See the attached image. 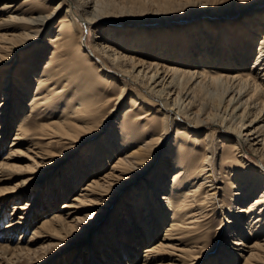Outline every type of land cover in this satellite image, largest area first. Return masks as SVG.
Here are the masks:
<instances>
[{"label": "bare ground", "instance_id": "bare-ground-1", "mask_svg": "<svg viewBox=\"0 0 264 264\" xmlns=\"http://www.w3.org/2000/svg\"><path fill=\"white\" fill-rule=\"evenodd\" d=\"M254 4L264 8V0H0V65L14 62L0 74V154L12 129L10 109L44 120L33 132L32 120L19 124L9 152L0 155V182L7 171L20 175L15 185L0 186V203L29 197L44 179L49 186L51 169L73 151L80 152L73 182L80 171L91 174L64 209L35 228L29 244L1 247L38 255L44 246L31 244L46 237L64 249L63 240L96 229L117 197L132 215L143 206L147 229L166 223L133 264H264V17L250 18ZM204 19L210 36L202 44L209 46H183L196 33L189 28L199 29ZM168 21L166 34L145 41L121 43L98 34V26L85 40L95 23L111 30L123 22L145 28ZM47 36L44 49L51 50L42 62L16 60ZM158 42L170 46L163 50ZM34 202H15L8 232L32 223ZM216 214L225 244L214 256L208 235ZM126 221L132 231L134 217ZM124 246L139 249L129 240Z\"/></svg>", "mask_w": 264, "mask_h": 264}, {"label": "rangeland", "instance_id": "rangeland-1", "mask_svg": "<svg viewBox=\"0 0 264 264\" xmlns=\"http://www.w3.org/2000/svg\"><path fill=\"white\" fill-rule=\"evenodd\" d=\"M56 1V0H55ZM58 2V0H57ZM229 6V5H227ZM254 6L251 11L253 13L250 14V18L255 17L256 15L259 16L261 19L264 17V8L259 6V4H254ZM251 7V6H250ZM263 8V10H261ZM259 9V10H258ZM258 12V13H256ZM63 11L59 12L56 14L54 17L53 21L51 22L50 25V33L53 34L52 32L56 27L58 26V23L60 21L61 16L63 15ZM262 15V16H261ZM206 18L209 19H214L216 16H212L206 14ZM208 24V22L204 19L202 22V25L199 26V29L197 26H192L189 28L193 35V38L188 40L187 42L183 43H178L177 45L180 46L183 44V46H187L189 43V47H197L199 50H204L209 46L210 42L208 45L202 44L204 41H207L208 36H210L209 29H205L204 25ZM172 22H164L161 24H155L156 27L153 24H149V26L143 28L141 26H138V22H123L122 24H119L115 28H111L108 26L101 27L100 23L98 24H91V26L87 29H85V40H89L93 37L94 31L96 30V27L98 26V34H103L104 36H112L116 37L118 41L121 43L125 41L124 43H129V41L135 40L137 36L142 37L144 41L149 39L150 35H164L166 34L169 30V27L172 25ZM125 25V26H124ZM100 26V27H99ZM158 26V27H157ZM161 26V27H160ZM165 26V27H164ZM108 27V28H107ZM126 27V28H125ZM129 27V29H128ZM163 27V28H162ZM154 28V29H153ZM217 28V27H216ZM188 29V31H189ZM201 29H203L201 31ZM215 29V28H214ZM116 30V31H115ZM137 30V31H136ZM184 30V29H183ZM179 30L177 31L178 33L182 32H188V31H183ZM110 31V32H109ZM115 31V32H114ZM148 31V32H147ZM151 31L153 33H151ZM115 33V34H113ZM130 33V34H129ZM144 33V34H143ZM119 34V35H118ZM147 34V35H146ZM121 35V36H120ZM124 35L126 36L127 39H125ZM143 35V36H142ZM205 37H204V36ZM99 36V35H98ZM133 36V37H132ZM201 36V37H200ZM207 36V37H206ZM120 37V38H119ZM145 37V38H144ZM199 37V38H198ZM214 36L211 35V38ZM173 37L171 36L169 43L173 41ZM206 39V40H205ZM46 40V41H45ZM42 45L38 44H31V45H26L24 48L23 53L17 57L16 60L22 61L24 59H41L44 60L46 57L49 56V51L51 50L50 47L48 49H44L45 43L49 42V36H47L45 39H40ZM128 41V42H127ZM197 41V43H196ZM204 42V43H205ZM132 43V42H130ZM169 43H159L160 47H163V50L165 48H169ZM200 44V45H199ZM44 45V46H43ZM143 47V43L141 44ZM206 45V46H205ZM49 46V45H48ZM187 46V47H188ZM199 47V48H198ZM47 48V47H46ZM140 48V47H139ZM204 48V49H203ZM21 57V58H20ZM16 62V64L18 63ZM11 63L14 64V62H8V66H11ZM22 63H24L22 61ZM20 62V64H22ZM43 64V63H42ZM41 64V66H42ZM8 66L4 67L0 65V74L3 71H6ZM2 100V95L0 92V103ZM130 100V94L125 96L124 99V105L121 107L120 112L125 111L124 108L127 105V102ZM12 105L14 106V102L12 101ZM27 109V108H26ZM9 111V110H8ZM30 112L26 110H20L17 111L15 108L12 110L10 109L8 116H7V122L11 123L12 129L6 128V131L4 133L5 135V145L1 150V156H5L9 152V147L10 144L13 141V137L16 133L17 126L19 124H24V123H29L33 122V125H30V128L32 132L34 130H37L39 128V125L44 122V120L38 118V116H33L30 117L29 115ZM20 119V120H19ZM9 120V121H8ZM12 121V122H11ZM30 121V122H29ZM31 122V123H32ZM94 140H89L88 142H85V146H89L90 144L93 143ZM25 148V145L21 146ZM248 151L246 152V157L252 161L255 162L257 160V156L253 153V151L250 149V147H247ZM80 152L73 151L70 155L64 156L61 158L60 162L57 163V165L54 166L53 169H51V174H49V182L50 185L48 186L47 181L42 180L41 185L39 188H33L32 193L29 197L24 196L20 198H15L11 199L8 202H1L0 203V264H113L115 262L116 264H133L135 262H139L141 258H143V254L145 251V245H148L152 242H155L159 238L162 237V235L165 233V226L166 223L162 222V226H157L153 225L151 228H146L147 221L145 220L147 216V212L145 213L143 206L139 208H136L139 210L138 214L132 215V210L130 208H124L123 207V201L121 202V199L117 200V197L114 199L113 204L107 208V212L101 219L100 225L96 229H90L88 231L87 235H79V236H71L68 240L65 239L63 242L67 243L66 247L64 249H59L57 248L58 245L56 246L53 244L50 238L46 237H41L40 239L36 240V242H32V246H39L43 245V252L41 251L38 255H32V254H27L24 255L23 253H18L17 251L14 253V250L12 248H6L1 247L4 244H9L12 247L18 245V244H29L27 240L30 238L31 234L35 230V228H38L42 221L46 218H50L53 214V212L56 211H61L63 208V203L65 201H68L74 196L78 190L81 189L82 183L86 182L89 180L91 177V174L89 176H85L84 172L80 171V177H79V182L75 184L73 182V179L71 178L73 175V163L75 159H77V155ZM218 156H221L223 154L222 148H218L217 150ZM82 155V154H80ZM251 157V158H250ZM163 158L160 155L157 156V160H161ZM252 159V160H251ZM254 160V161H253ZM19 163H27L29 160L25 158H18L17 160ZM87 163V160L85 161ZM89 163V162H88ZM109 163V162H108ZM218 164L216 167L220 170L221 164L220 162H217ZM85 167L88 164H84ZM14 169V171H7L8 176L5 178L4 181L0 182V186H13L15 183L19 180L20 175L17 173V170ZM11 173V174H9ZM84 174V175H83ZM220 185H224L225 188H227V185L220 183ZM225 190V189H224ZM35 197V202L34 207L32 208V212H29V217L32 220V223L29 226H23L22 228H18L14 232H8L7 229H5V225L11 221V219L15 216L17 210L15 208L16 203H22L25 202L26 199L32 200ZM16 202V203H15ZM36 204V205H35ZM103 206V205H100ZM15 209V210H14ZM101 209V208H100ZM119 209V210H118ZM118 211V212H116ZM14 212V213H13ZM83 212V211H82ZM134 217V224L133 227H131L132 231H129L128 226V221H126L129 217ZM155 218V217H153ZM213 219V226H211V231L210 234L208 235L209 237V244L210 246H213V253L214 256L219 255L220 250L224 247V242H221V238L218 236V228L221 226L222 223V218L220 215L216 214L212 217ZM151 224V222H150ZM156 224V223H155ZM135 231V233L133 232ZM149 231V234H148ZM23 232V233H22ZM131 233V234H130ZM81 234V233H80ZM139 237V239L137 238ZM127 238V239H126ZM21 239V240H20ZM129 240L130 243H132V246L135 244L136 248L139 249H133V248H125L126 241ZM219 241V242H218ZM137 243V244H136ZM3 244V245H2ZM47 245V246H46ZM49 245V246H48ZM233 248L232 246H230ZM236 246L234 247L233 250H235ZM46 249V250H45ZM82 249V252L79 254V258L76 260V256L78 255L77 252L78 250ZM113 249V250H112ZM127 249V250H126ZM9 250V251H8ZM112 250V251H111ZM232 250V251H233ZM8 251V252H7ZM11 251V252H10ZM116 254L113 255L112 257V252ZM5 252V253H4ZM7 252V254H6ZM10 252V253H9ZM13 252V253H12ZM138 252V253H137ZM17 253V254H16ZM217 253V254H216ZM16 254V255H15ZM11 255V256H10ZM235 256V255H233ZM12 257V258H11ZM224 257V256H222ZM220 257V258H222ZM138 258V259H137ZM119 260V261H118ZM137 260V261H136ZM97 261V263H96ZM226 261V259H225ZM208 262L204 261L201 262L200 264H207ZM218 264H225L222 259H218ZM210 264V263H208ZM233 264V261H232Z\"/></svg>", "mask_w": 264, "mask_h": 264}]
</instances>
